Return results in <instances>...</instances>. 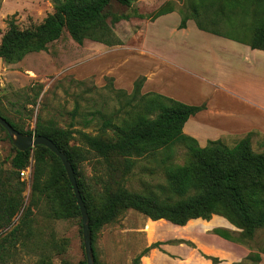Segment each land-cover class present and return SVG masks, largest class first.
Here are the masks:
<instances>
[{"label":"rangeland","instance_id":"rangeland-1","mask_svg":"<svg viewBox=\"0 0 264 264\" xmlns=\"http://www.w3.org/2000/svg\"><path fill=\"white\" fill-rule=\"evenodd\" d=\"M166 2H171L174 10L150 20L148 17ZM53 6V0H0V40L11 21L20 29L35 27L53 12ZM187 10L188 0H132L128 6L112 0L105 9L107 21L114 14L129 15L113 25L119 44L109 46L88 39L78 44L63 31L45 50L30 52L18 62L8 63L0 58V113L23 130L34 131L38 125H49L74 131L66 147L85 153L79 166L85 178L95 184L94 176L102 170V164L93 153L86 152L76 131L113 137L111 130L102 132L99 125L101 115L119 113L123 99L116 91L130 92L133 81L144 76L140 93L156 92L147 75L157 62L166 66L157 63L161 73L153 79L168 83L174 93L197 89L204 81L202 73L214 77V60L224 52L216 51L217 42L203 39L204 34L193 20H188L185 28L177 27L180 11ZM200 17L210 26L205 14ZM248 24L249 18H245L242 26ZM219 30L238 35L235 29ZM153 51L160 56L153 57ZM244 56L245 61L243 56L236 55L235 62L256 78L264 69V60L259 61L250 53ZM92 116L91 122L85 124L84 118ZM12 144L0 127V264H62L85 259L80 217L59 219L49 215L45 195L31 191L34 161L29 160L28 179L15 174L11 164L15 147ZM225 144L233 145L228 141ZM184 148L181 144L174 145L170 162L183 164L190 160ZM251 150L264 152V137L251 141ZM123 184L138 192L165 184L164 164L159 155L139 158L125 175ZM12 198L18 206L9 218L2 209ZM210 219L209 222L190 219L185 225H176L165 219L151 220L133 208L121 209L113 221L97 231L94 256L99 264H131L134 256L154 242L182 239L194 246L161 244L160 249L151 248L140 257L141 264H209L200 253L207 254L200 244L186 237L212 233L213 228L204 226L213 224L228 223L222 228L241 230L221 215H212ZM244 240L245 244L235 243L258 251L264 245V228L256 229L251 238Z\"/></svg>","mask_w":264,"mask_h":264},{"label":"trees","instance_id":"trees-1","mask_svg":"<svg viewBox=\"0 0 264 264\" xmlns=\"http://www.w3.org/2000/svg\"><path fill=\"white\" fill-rule=\"evenodd\" d=\"M53 1V12L35 27L20 29L13 21L9 23L0 40V58L8 63L18 62L30 52L45 50L63 31L78 44L86 39L109 46L121 42L115 37L113 25L128 19L129 15L114 14L107 21L105 9L112 0ZM115 1L128 6L132 0ZM173 10L171 2H166L148 18L154 20ZM201 14L208 18L210 26L202 21ZM245 18H249V24L242 26ZM190 19L200 30L264 50V0H188V10L180 11L177 27L185 28ZM226 27L235 29L238 35L219 30ZM144 81L145 77L139 76L133 81L130 92L116 91L123 99L117 115H101L100 130H111L113 137L76 131L86 152L93 153L102 164V170L94 176L95 184L85 178L79 166L85 153L66 147L74 131L49 125H38L34 131L23 130L5 118L21 133L45 135L67 155L87 209L92 246L97 231L126 208H133L151 220L165 219L176 225H185L190 219L209 220L212 215H221L241 230L235 232L215 227L212 233L245 244V238H251L256 229L264 228V152L251 150L250 133L232 146L219 139L200 146L194 137L183 132V125L205 104L191 105L157 92L140 93ZM92 119L93 116L85 117V124ZM176 144L183 145L190 154L191 159L186 163L170 162ZM13 148L11 164L15 174H19L30 159L34 161L31 191L45 195L49 215L59 219L80 217L59 157L43 145L23 151ZM156 155L164 164L165 184L145 187L142 192L127 189L123 184L124 177L137 160L147 156L156 158ZM17 206L18 202L12 198L3 207V213L10 218ZM27 214V211L23 214L24 218ZM13 229L17 230V227ZM164 243L194 246L182 239L154 242L134 256L131 264H141L140 257ZM200 253L212 264L221 262L217 256ZM261 254H264V245L258 251L249 248L244 258L231 264H259ZM94 255L95 264H99ZM62 264H86V261Z\"/></svg>","mask_w":264,"mask_h":264},{"label":"crops","instance_id":"crops-1","mask_svg":"<svg viewBox=\"0 0 264 264\" xmlns=\"http://www.w3.org/2000/svg\"><path fill=\"white\" fill-rule=\"evenodd\" d=\"M201 31L204 40L217 42L216 51L224 52L218 57L215 55L214 77L202 73L204 81L197 89L185 90L181 94L174 93L168 87V83H160L157 82L158 79L157 81L153 79L161 73L160 65L166 66L157 62L160 65L156 63V66H153V70L149 76L147 75V81L150 78L157 93L191 105L205 104L203 109L191 115L183 125V132L194 137L200 146H205L209 140L218 139L223 143L228 141L234 144L248 133L251 134L252 142L256 137H264V69L254 78L247 69H240L238 62L234 60L235 56L239 55V58L243 56L245 61L246 53L252 54L259 61L264 60V50L252 49L246 44ZM153 53H155L153 57L160 56L154 51ZM183 67L191 71L189 67ZM227 224H213L204 228L224 227ZM200 228L202 229V226ZM186 238L197 241L208 255L217 256L221 260L218 264H231L244 258L249 252L241 244L226 240L214 233L203 232L196 237L194 234H189ZM263 260L264 254H261L259 264H262ZM208 262L212 264L209 259Z\"/></svg>","mask_w":264,"mask_h":264},{"label":"water","instance_id":"water-1","mask_svg":"<svg viewBox=\"0 0 264 264\" xmlns=\"http://www.w3.org/2000/svg\"><path fill=\"white\" fill-rule=\"evenodd\" d=\"M0 125L5 129L7 134L9 135L12 145L16 147V149L23 151L29 148L34 147L35 145H43L47 147L50 151H52L57 157H59L67 178L70 182V185L73 190V194L75 197V202L77 203L80 211V219H81V227H82V235H83V247H84V257L86 264H95L94 260V251L92 246V235L89 227V217L87 213V209L85 207L84 202L82 201V197L77 185L76 177L74 174V169L69 161L67 155L62 152L56 144L45 135H34V134H25L18 131L12 124L0 114Z\"/></svg>","mask_w":264,"mask_h":264},{"label":"built area","instance_id":"built-area-1","mask_svg":"<svg viewBox=\"0 0 264 264\" xmlns=\"http://www.w3.org/2000/svg\"><path fill=\"white\" fill-rule=\"evenodd\" d=\"M19 175L23 179H28L31 176V168L29 165L19 170Z\"/></svg>","mask_w":264,"mask_h":264}]
</instances>
